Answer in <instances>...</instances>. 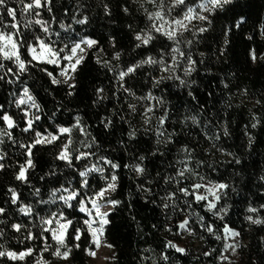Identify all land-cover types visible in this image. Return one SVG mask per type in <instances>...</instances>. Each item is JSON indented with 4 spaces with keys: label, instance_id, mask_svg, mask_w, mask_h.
<instances>
[{
    "label": "trees",
    "instance_id": "1",
    "mask_svg": "<svg viewBox=\"0 0 264 264\" xmlns=\"http://www.w3.org/2000/svg\"><path fill=\"white\" fill-rule=\"evenodd\" d=\"M30 2L23 0L24 4ZM190 2L196 3V0ZM41 4L44 5V0ZM105 4L111 10L110 15L104 11ZM125 5L129 6V13L122 11ZM8 6L16 9L21 31L39 35L45 42L55 41L57 48L80 36L96 40L98 46L85 50L83 61L71 74L69 82L74 85L71 90L67 84H52L41 71L46 67L57 79L63 80L59 67L38 61L28 65L29 71L19 73V79L8 73L0 81V105L3 106L0 116L6 111L13 119L11 128L0 119V131L7 129L12 135V139L0 135V156L5 157L0 163L6 166L0 169V207L7 210L6 216L0 214V221L20 223L26 230L35 232L40 220L19 212L20 206L31 205L39 216L47 217L66 207L58 197L68 193L62 189L53 193V189L63 185L68 192L80 190V181L87 179L89 187L83 188L87 193L105 186L106 178L115 174L117 187L110 198L119 204L107 211L109 223L104 225L102 235L104 243L112 245L108 247L109 264H264V223L253 224L246 219L251 215L264 221V208H261L264 205V179H261L264 177V33L261 29L264 0H232L212 13L207 24L198 19L186 22L188 30L179 34L178 47L184 52L190 50L197 61L190 75L184 74L187 61L177 54L174 72L163 73L155 65H144L125 77L126 84L117 79L120 71L148 56L159 58V45L136 47L139 41L135 40V34L141 30L148 32L150 28L137 0H53L51 12L43 6L31 14L23 12L20 0H9ZM144 7L154 11L147 3ZM241 16L245 21H240ZM85 17L84 24L77 23ZM37 19L46 22L48 33H43L40 25L35 24ZM10 21L6 12L0 10V27ZM29 22L31 28L25 29ZM201 27L208 30L201 33L198 31ZM188 40L192 41L191 45L185 43ZM117 52L119 59L115 58ZM252 52L255 59L251 58ZM22 58L30 60L31 55L25 53ZM166 59L172 63L170 57ZM104 61L108 62L107 66ZM0 63L16 70V65L8 60L0 58ZM5 71L0 68V76ZM162 75L179 76L186 83L181 85L173 78L154 84ZM8 80L13 83L9 84ZM125 87L130 91H124ZM24 88L29 89L39 108L31 107L32 101H27ZM98 88L102 90L100 93L96 91ZM69 91L72 95H67ZM149 94L152 99H148ZM21 99L27 102L17 105ZM130 104L135 106V112L128 107ZM147 108L153 111L145 112ZM165 112L167 116L161 125L159 117ZM36 116L39 120H35ZM192 116L196 117L195 124L190 119ZM77 117L78 127L60 134L64 139L59 142L33 144L34 132L22 131L31 119L36 131L44 139H50L48 133L53 129L58 132V126L76 124ZM145 117L149 119L148 124L144 123ZM157 128L165 135H159ZM224 129H227L226 135ZM133 131L136 135L130 138L128 133ZM169 134L171 140L167 139ZM64 143H68L74 154L91 153L82 161H75L79 170L96 166L103 168L104 173L91 172L86 178H80L75 167L57 158ZM29 145L33 150L34 167L31 168L26 163ZM141 155L145 157L143 161L139 160ZM100 157L119 167L111 169ZM21 164L26 167L27 182L14 178ZM135 164H140L145 171L137 175ZM185 165L207 182L228 185L217 202L219 207L228 205L227 214H221L223 221L209 212L204 202L190 200L178 192L167 195L175 192L178 187L175 173ZM166 176L174 179L166 182L161 178ZM199 177L186 172L179 186L189 187ZM141 185L149 191L142 190ZM9 188L16 190L17 204L11 203ZM250 208L257 209V213L250 212ZM65 215L79 221L77 227L85 217L92 218L80 212L79 205L67 208ZM200 217L205 218L215 234L202 226ZM185 218L189 219L193 235L186 251L181 253L166 245L169 241H180L179 223ZM6 223H0V228H4L0 245L17 252L31 247L36 254L18 261L0 257V264H37L40 258L47 264H89L85 249L93 250L95 244L91 243L92 237L86 228L81 239L75 242L79 248L65 261L40 252L42 240H25L27 231L17 233ZM225 225L240 232L236 260L220 259L222 247L216 237L222 236ZM48 243L55 245L50 237ZM66 243L71 241L66 239ZM206 252L209 255H204Z\"/></svg>",
    "mask_w": 264,
    "mask_h": 264
},
{
    "label": "snow or ice",
    "instance_id": "2",
    "mask_svg": "<svg viewBox=\"0 0 264 264\" xmlns=\"http://www.w3.org/2000/svg\"><path fill=\"white\" fill-rule=\"evenodd\" d=\"M9 0H0V10L6 12V16L11 18V21L2 27H0V58L4 60H8L11 63L16 65V70L14 71L13 68L7 67L5 64L0 63V68H5V75L0 76V81H3L8 73H12L16 75L19 79V73L29 71L28 65H31L33 61H45L47 64L57 65L60 68L59 76L63 77V80L57 79L53 72L47 71L46 67L41 68V71H44L46 75L50 78L52 84H67V87L71 90L74 88V85L69 82L72 78L71 74L75 73L77 66L81 64L84 59V52L86 49H91L94 45L98 46V42L92 38L87 36H80V37H72L69 43L64 44V47L57 48L55 41L52 42H45L41 36L34 35L30 31H21L19 29V24L16 19L17 11L14 7L8 6ZM23 12H31L35 11L36 9H40L43 6H46L48 11L51 12V4L53 0H44V5L42 6L41 0H31L30 3L24 4L23 0H20ZM140 5V8L144 11V16L147 18L150 24V28L148 32H141L135 34V40L139 41L136 45L137 48L142 46H152V45H159L158 51V59H154L152 56H148L140 61H137L134 64H131L126 67V71H120L117 77L118 80H124L126 84L125 77L129 74L133 73L134 71H138L144 65H155L157 66L161 72L163 73H172L175 71L177 67V54L179 56L184 57L187 61V66L184 67V74L185 76L190 75L192 71L195 70V66L197 61H195L192 57L191 51H181L178 45L180 44L179 34L183 31L188 30L189 22L194 19H198L205 24L209 23V16L212 13L216 12L218 9H222L225 5H229L232 3V0H196V3H191L190 0H137ZM147 3L152 6L154 11H149L148 8L144 7V4ZM139 10V9H138ZM182 10V14H181ZM104 11L110 15L111 10L107 4L104 5ZM122 11L125 13H129L130 8L129 6L125 5L122 6ZM173 13H176V17H173ZM35 14L39 16V12L36 11ZM167 17L168 19H165ZM87 17L81 20H77V23L84 24ZM245 17L241 16L240 21H245ZM159 20L160 23L157 24L156 21ZM35 24L40 25L41 30L43 33H48L49 29L46 27V22H42L41 20H35ZM239 26V25H237ZM7 28H11L12 31H6ZM31 28V22L25 25V29ZM61 28H64V25L61 24ZM129 29L131 30V25H129ZM262 33H264V25L261 26ZM208 29L206 27H201L198 29L199 32L203 33L206 32ZM59 36V33H57ZM252 37H249L251 39ZM112 38L110 37V40ZM171 42V44H169ZM187 45H191L192 41L188 40L185 42ZM84 47H81V46ZM39 47L40 52L39 54L36 53V47ZM25 53L31 54V59L26 60L22 58ZM200 55H203L201 53ZM251 58L255 59V53H250ZM120 53H115V58L119 59ZM166 57H170L172 63L169 64L168 59ZM264 58V57H262ZM64 63H61V62ZM74 61V62H73ZM97 63H100L99 59ZM105 66L108 65L107 61L103 62ZM111 70V68H109ZM180 81V84L183 85L186 83L185 80L181 79L179 76L173 77L172 75H162L154 81V84H160L165 79H173ZM9 84L13 83V81L8 80ZM97 93H100L101 89H96ZM124 91H130L127 87L124 88ZM25 96L27 97V101H32L31 107L39 108V105L35 102V99L32 95H29V89L24 88ZM67 95H72V92L69 91ZM148 99H152V96L149 94ZM26 100H19L17 101V105L23 104L27 102ZM259 103V101H257ZM3 106L0 105V108ZM133 112H135V106L129 105L128 106ZM152 108L145 109V112H152ZM165 116H167V112H165L164 116L159 117V124L163 125L165 122ZM4 122L7 123L8 127H13V119L11 116L7 114L5 111L2 116H0ZM192 123L195 124L197 122L196 117H190ZM255 119V117H253ZM35 120H39V117L36 116ZM77 123L71 125L70 127L65 126H58V132L56 129H53L52 133H48L50 139H44L42 137L41 132L36 131L35 125L33 120L29 119L27 121V126L22 129L24 132L32 131L34 132V138L32 143L33 144H41V143H51L52 141L59 142L63 140L64 137L60 134L70 133L74 128H77L79 125V117L76 118ZM144 123L148 124L149 119L145 117ZM105 127H108V123H105ZM253 128L256 127L255 124L252 125ZM157 132L159 135H165L164 132L160 131L157 128ZM225 135L227 134V129H224ZM0 135H6L9 139H12L11 133L4 129L0 131ZM129 137H134L136 133L129 132ZM171 134L168 135L167 139L171 140ZM70 139V138H69ZM218 139V137H217ZM2 142V141H0ZM251 142V141H250ZM24 147V145H21ZM85 147H90V145H85ZM90 152H80L79 154H74L69 150L68 143H64L61 145L59 152L57 153V158L61 161L67 162L69 167H75L78 171V175L80 178H86L91 172H100L104 173V169L100 167L93 166L92 168H85L84 170H79V166L75 165V161H82L84 157L89 156ZM32 156L33 150L32 146L29 145L27 148V160L26 163L29 168L34 167L32 163ZM5 157L0 156V161H2ZM145 157L141 155L139 157L140 161H143ZM100 160L105 161L111 169H116L119 167L118 164L113 163L110 160H106L105 157H100ZM239 161H237L238 163ZM202 163V162H201ZM6 166L4 163H0V169H4ZM127 167V165H125ZM133 168L137 175H140L145 171L140 164L133 165ZM191 173L194 176L199 177V173H196L188 167L187 165L184 166L183 169L176 171L175 173V182L178 185L175 192H170L167 195L173 196L176 192L183 194V196L189 197V199H195L199 202H206L205 207L208 211L212 212V214L218 217L221 221L224 219L223 214H227L228 205L225 204L223 207H219L217 202L222 199L223 190L228 187L226 183H217L214 185L215 189L221 190V192L214 191L213 188H208L207 191L212 193L214 199L212 202H207L208 197L205 195L198 194V192L194 190H198L203 187L200 183H191L189 187H181L179 186L181 181L185 178V174ZM26 167L24 164L19 165V171L15 174L14 178L18 181L27 182V177L25 175ZM166 182H171L174 177L173 176H166L161 177ZM43 179V177H41ZM200 180H203V177H199ZM264 179V177H261ZM117 176L112 174L110 178H106V185L101 186L98 189H92L89 192L85 193L83 188H88L90 182L87 179H82L80 181V190H73L68 192V188L61 185V188L53 189V193L60 192L61 189L68 193L67 195H60L58 197L59 200L63 201L64 205L66 206L64 211H57L50 213L47 217L39 216L37 212L34 211L31 205L20 206L19 212L25 213L26 216L31 215L33 217H37L40 220V224L37 226L38 230L35 232L31 230H26L25 226L20 223H13V222H5L0 221V223H6V226H10L11 229L15 230L17 233L21 231H27V235L25 236V240H36L40 239L43 241V247L39 249L40 252L50 254L58 259L67 261L71 258L72 252L74 249L79 248V244L75 243L81 239L82 231L84 228L87 229L88 233L91 234L92 240L91 243L95 244L97 248L100 247L99 243V236L103 235L104 225L109 223L106 219L108 216L107 211H102V208L105 206H115L119 204L118 200L110 198V193L115 191L117 185ZM142 190L149 191V189H143V186H140ZM191 190V191H190ZM8 191L11 193V203L17 204L18 203V194L15 189L9 188ZM39 193V189L36 190ZM101 201L103 203H101ZM38 203H45L44 201H37ZM155 202V201H151ZM90 204L91 207L87 205ZM76 205H79L80 212L87 213L88 217H92L91 219L85 217L82 220L81 226L77 227L76 224L79 221L70 219L65 212L67 208H75ZM167 206V205H165ZM261 208H264V205H261ZM110 210V207H109ZM250 212L257 213V209L250 208ZM0 214L7 215V210L4 207H0ZM202 221V226L206 227L209 233L215 234L213 232V228L211 225H208L205 221L204 217L199 218ZM247 220L252 222L253 224H261L264 223L258 216L256 219H253V216L249 215L246 217ZM55 225V226H53ZM95 225V226H94ZM189 225V219L185 218L183 221L179 223V227L181 229L186 228ZM47 226V227H45ZM188 231H191V228H188ZM223 231L228 233L232 237L240 236V232L231 229L228 225L224 226ZM4 232V228H0V235ZM52 241H55V245H50L48 243V238ZM217 239H221L220 236L216 237ZM66 239L71 241V243H66ZM107 247L111 248L112 245H107ZM166 247L175 248L177 252H185V248L180 247L176 244H173L171 241L168 242ZM239 247L238 244L232 245L225 243L224 249H231L233 252L236 251V248ZM85 251L90 256H95V252L90 249H85ZM34 253L33 248L26 247L23 250L17 252L11 250L9 248H5L3 245H0V257H6L13 261L23 260L26 256H31ZM204 255H209V253H204ZM163 259L166 261L168 260L167 256H163ZM221 259L227 260V256H221ZM37 264H47L43 258L37 260Z\"/></svg>",
    "mask_w": 264,
    "mask_h": 264
},
{
    "label": "rangeland",
    "instance_id": "3",
    "mask_svg": "<svg viewBox=\"0 0 264 264\" xmlns=\"http://www.w3.org/2000/svg\"><path fill=\"white\" fill-rule=\"evenodd\" d=\"M81 47H84V46L82 45ZM35 50H36V53L39 54L40 49H39L38 46L36 47ZM35 62H37V61H35ZM38 62L46 63L45 61H38ZM61 63H64V62L62 61ZM50 65H53V64H50ZM61 78H63V77H61ZM195 183H200V184L203 185V187H201L198 190H194V191L198 192V194L207 196L208 197V201L207 202H212L213 199H214L212 193H210V192L207 191L208 188H213L214 191H216L218 193L221 192V190L214 188V185L217 184L215 182H211V181L210 182H207L205 180H197V181H195ZM205 203L206 202H204V205H205ZM109 207L111 208V206H105V207H103L102 208V211H108L109 210ZM188 228H189V225L186 228L181 229V233L182 234H181V239H180L179 242H173V244H176V245H178L180 247L185 248V251L187 249L186 247L188 246V242L190 241V238L193 235L192 231H190V232L188 231ZM231 229H233V228H231ZM222 232L223 233H222L221 239H219L220 242H221V247H222L221 256L223 255V256H227L228 257V259L227 260H224V261L236 260L238 258V250H239V247H237L236 248V251L233 252L231 249L225 250L224 249V244L225 243H228V244H232V245H236V244L239 245V237L238 236L237 237H232L228 233H225L223 230H222ZM99 243H100V247L97 248L95 246V248L92 250V251L95 252V256H90L88 254L89 264H109L108 259H109L110 251H109V248L107 247V245L103 241V236H99ZM221 256H220V259H221ZM221 260H223V259H221Z\"/></svg>",
    "mask_w": 264,
    "mask_h": 264
}]
</instances>
